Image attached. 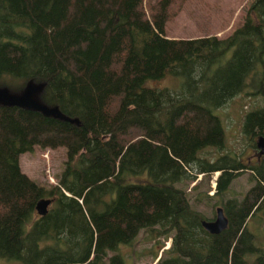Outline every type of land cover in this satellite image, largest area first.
Wrapping results in <instances>:
<instances>
[{"label": "trees", "instance_id": "obj_1", "mask_svg": "<svg viewBox=\"0 0 264 264\" xmlns=\"http://www.w3.org/2000/svg\"><path fill=\"white\" fill-rule=\"evenodd\" d=\"M186 1L0 0V91L32 83L36 101L57 108L0 99V258L127 264L120 245L148 229L171 237L156 264H264L250 225L264 209V154L244 163L202 153L224 146L220 106L240 92L264 96V0L226 37L166 36ZM166 76L177 87L149 84ZM250 108L244 129L263 134L264 103ZM37 144L66 147L55 184L20 168ZM242 169L254 183L216 203L228 224L209 232L184 184L219 170L221 196ZM43 196L53 201L40 215Z\"/></svg>", "mask_w": 264, "mask_h": 264}, {"label": "rangeland", "instance_id": "obj_2", "mask_svg": "<svg viewBox=\"0 0 264 264\" xmlns=\"http://www.w3.org/2000/svg\"><path fill=\"white\" fill-rule=\"evenodd\" d=\"M156 1V0H152ZM252 0H187L177 15L168 23L165 35L168 37H197L215 34L218 37L228 36L245 17L248 6ZM147 5L148 0H144ZM155 86L177 87L178 78L166 76L161 79L149 81ZM31 85V98L36 100L38 86L32 83L24 85L19 91L12 92L8 96L19 97L26 87ZM14 89V88H13ZM255 103L263 104L264 96L240 92L229 99L217 110L224 127V146L217 150L216 147H208L202 153L214 160L217 155L223 153L235 154L244 163L253 162L256 159L257 136L261 133L258 128L254 132L244 129L243 121L246 112ZM67 158L66 147H42L35 145L32 150L22 152L19 156L20 168L32 179L44 185L58 182V176ZM219 170L211 173H198L189 179L184 187L190 202L195 209L201 211L207 218L215 216V208L227 198H241L244 192L252 186L249 169L238 171L228 185V189L221 195H214L216 178ZM250 225L264 239V209L260 210L255 219H251ZM171 237L154 236L148 229H141L130 244H121L120 251L124 255L127 264H156V248L163 242L162 248L170 245ZM161 249L158 251L160 254ZM0 264H19L18 261H8L0 258Z\"/></svg>", "mask_w": 264, "mask_h": 264}, {"label": "water", "instance_id": "obj_3", "mask_svg": "<svg viewBox=\"0 0 264 264\" xmlns=\"http://www.w3.org/2000/svg\"><path fill=\"white\" fill-rule=\"evenodd\" d=\"M32 86L28 85L25 91L19 97L8 96L6 91H0V99L5 101H12L23 105H32L35 107H41L46 113H55L57 111L56 107H46L39 104L36 100L31 98ZM256 147L260 154H264V133L257 136ZM53 198L51 196L40 197L35 204V209L38 214L44 215L49 209V205L52 203ZM202 225L206 230L212 233H218L222 231L228 224V218L221 205L216 207L215 216L211 219H202ZM171 242V239H170Z\"/></svg>", "mask_w": 264, "mask_h": 264}, {"label": "flooded vegetation", "instance_id": "obj_4", "mask_svg": "<svg viewBox=\"0 0 264 264\" xmlns=\"http://www.w3.org/2000/svg\"><path fill=\"white\" fill-rule=\"evenodd\" d=\"M255 142H256V141H255ZM255 145H256V144H255ZM256 148H257V147H256ZM261 155H263V154H260V153H259V150H258V148H257V149H256V157L259 158Z\"/></svg>", "mask_w": 264, "mask_h": 264}]
</instances>
